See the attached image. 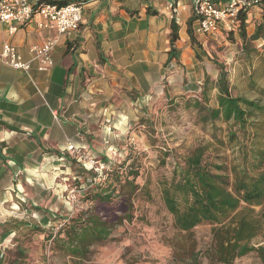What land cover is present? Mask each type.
I'll list each match as a JSON object with an SVG mask.
<instances>
[{"label":"crops","instance_id":"obj_1","mask_svg":"<svg viewBox=\"0 0 264 264\" xmlns=\"http://www.w3.org/2000/svg\"><path fill=\"white\" fill-rule=\"evenodd\" d=\"M82 1V22L66 35L38 29L37 15L13 33L0 22V52L11 44L25 60L31 45L56 39L46 70L34 60L25 72L0 58V264L21 234L34 231L30 226L46 231L72 209L68 179L75 157L68 143L105 158L134 122L136 102L197 89L195 78L208 72L201 50L230 36L240 41L237 31H220L194 35L199 48L192 45L188 27L193 30L196 15L190 0ZM263 17L253 7L245 22ZM172 25L178 39L168 61Z\"/></svg>","mask_w":264,"mask_h":264},{"label":"rangeland","instance_id":"obj_2","mask_svg":"<svg viewBox=\"0 0 264 264\" xmlns=\"http://www.w3.org/2000/svg\"><path fill=\"white\" fill-rule=\"evenodd\" d=\"M264 21V17H263ZM261 22L251 19L247 24V33L253 31ZM251 32L248 35H251ZM248 55H251L249 64ZM264 39L255 42L242 43L234 38H226L220 42L214 41L207 51L201 50V60L205 61V74L214 82L219 69L214 61L220 63L227 72L229 82L234 86L233 93L257 97L249 86V74L258 85L264 86ZM209 67H211L209 69ZM255 70V73L252 74ZM253 71V72H252ZM204 75L195 79L197 89L178 95L171 94L165 98L151 95L136 102V118L127 127L126 136L112 142L114 147L106 152L105 158L95 159L104 164V169L97 172L83 165L84 161L73 160L74 170L68 179V197L71 202L67 216L56 219L57 222L46 231H28L20 235L14 244L25 251L23 264H213L207 257L206 251L211 244V226L202 222L191 232H182L175 228L173 216L164 207L158 182L171 176L174 163L182 162L186 153L199 142H213L222 138L224 125L220 119L215 121L203 120L208 106H214V93L209 92V102H203L201 88ZM201 101L196 107L194 101ZM208 104V106H206ZM110 145V144H109ZM214 163L228 164L230 151L221 148L217 151L210 149ZM90 156V155H88ZM91 157V156H90ZM164 164H161L162 160ZM122 170L138 169L136 179L141 187L133 198L132 217L110 224V233L106 239L89 246L88 253L82 259L64 256L52 247V238L57 230L79 211H96L103 219L114 221V215L122 216L115 205L109 208L90 209L93 202L85 196L86 191L95 190L103 183L107 173L113 168ZM116 200V196H113ZM255 212H264V205L254 207ZM255 244L261 243L257 237ZM5 253V252H4ZM2 255V252H1ZM15 256L12 249L8 259ZM232 264H262L255 252L237 257Z\"/></svg>","mask_w":264,"mask_h":264},{"label":"trees","instance_id":"obj_3","mask_svg":"<svg viewBox=\"0 0 264 264\" xmlns=\"http://www.w3.org/2000/svg\"><path fill=\"white\" fill-rule=\"evenodd\" d=\"M245 20L246 13H241L236 31L242 43L264 39V21L248 35ZM188 34L192 45L199 48L191 27H188ZM177 39L178 27L172 25L168 61L175 58L173 51ZM248 59L251 64V55ZM214 64L219 69L218 77L211 82L204 74L200 94L202 101L207 103L209 92L215 91L214 106L206 104L203 120L220 119L224 125L222 138L197 143L182 162L174 163L169 179L158 182L160 195L177 230L189 233L202 222L211 226V244L206 254L213 264H232L237 257L250 252H255L264 264V212L254 210V207L264 205V86L258 85L249 74L248 86L257 97L237 95L233 93L234 86L230 84L224 67L216 61ZM261 66L264 67V58ZM263 76L264 69L260 78ZM194 104L196 107L202 105L198 100ZM221 148L230 151L228 164L214 163L211 159L210 149L217 151ZM164 163L163 159L161 164ZM138 175V169L116 167L107 173L105 181L95 190L86 191L85 196L93 202L90 209L115 205L114 208L124 211V215H114V221H106L96 211H79L54 236L46 237L52 238L53 249L64 256L82 259L89 246L108 237L110 224L131 218L133 198L141 189L136 181ZM2 229L7 230L8 226L2 225ZM30 229L41 230L36 226H30ZM257 237L262 242L255 244L253 241ZM24 256V249L18 245L15 256H11L6 264H23Z\"/></svg>","mask_w":264,"mask_h":264},{"label":"built area","instance_id":"obj_4","mask_svg":"<svg viewBox=\"0 0 264 264\" xmlns=\"http://www.w3.org/2000/svg\"><path fill=\"white\" fill-rule=\"evenodd\" d=\"M195 10V36H214L220 31L235 32L241 13H249L253 7H260L264 12V0H227L216 4L212 0H190ZM82 0H65L64 3H52L45 0H0V22L8 24V30L16 29L28 23L33 16H39L38 29H53L58 34L66 35L76 31L82 22ZM56 39L50 38L39 45H31V58L25 60L18 48L11 44L3 46L1 60L10 67L28 72L31 62L38 61V70H46L51 64V52ZM66 149L77 161H84L89 169L101 172L103 163H98L80 147L68 143Z\"/></svg>","mask_w":264,"mask_h":264}]
</instances>
